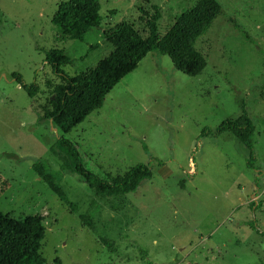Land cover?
<instances>
[{
  "label": "rangeland",
  "instance_id": "rangeland-1",
  "mask_svg": "<svg viewBox=\"0 0 264 264\" xmlns=\"http://www.w3.org/2000/svg\"><path fill=\"white\" fill-rule=\"evenodd\" d=\"M65 1L0 0V211L41 218L48 263L264 264V0H216L220 13L195 44L206 62L200 75L150 53L66 135L91 172L122 176L145 164L152 173L137 192L109 198L62 173L58 185L74 211L33 168L39 160L61 166L50 151L60 131L45 110L62 82L43 52L62 49L74 63L61 69L74 76L110 53L103 32L121 22L143 31L139 7H159L162 37L197 0H99V28L83 42L62 40L52 25ZM12 74L38 93L29 98ZM243 109L255 128L253 169L232 134H202Z\"/></svg>",
  "mask_w": 264,
  "mask_h": 264
},
{
  "label": "trees",
  "instance_id": "trees-1",
  "mask_svg": "<svg viewBox=\"0 0 264 264\" xmlns=\"http://www.w3.org/2000/svg\"><path fill=\"white\" fill-rule=\"evenodd\" d=\"M148 6L151 12L138 8V20L143 23L142 32L132 23L121 22L102 33L101 40L111 46V51L91 69L74 76L66 75L61 68L72 65L74 60L66 56L62 49L43 52L45 63L62 82L54 88L51 109L45 110V118L60 131L50 151L61 160V166L59 171H53L44 160H39L35 161L33 168L37 177L71 211L75 210V205L58 185L62 173L76 175L102 198L133 194L151 179L152 173L150 165L145 164L135 165L122 176L91 172L83 164L78 144L70 141L66 135L93 111L100 109L109 92L150 53L167 57L175 70L188 77L200 75L206 67L205 59L197 52L195 44L219 15V3L216 0H197L191 8L174 19L162 37L157 33L160 9L156 5ZM99 8V0L61 2L52 18V25L62 40L83 42L86 32L99 28ZM1 18L0 12V24ZM11 78L29 98L38 93L35 83L26 85L17 74H12ZM254 131V125L243 109L236 119L222 121L213 132L204 129L202 134L214 137L232 134L246 148V165L253 169ZM143 148L147 150L145 146ZM83 218L80 216L82 222ZM43 239L44 228L39 216H28L22 221H16L0 211V264H60L57 259L48 263L40 255L39 247Z\"/></svg>",
  "mask_w": 264,
  "mask_h": 264
}]
</instances>
